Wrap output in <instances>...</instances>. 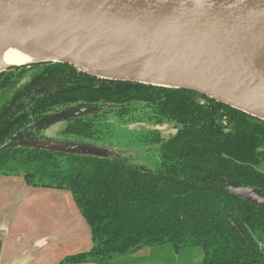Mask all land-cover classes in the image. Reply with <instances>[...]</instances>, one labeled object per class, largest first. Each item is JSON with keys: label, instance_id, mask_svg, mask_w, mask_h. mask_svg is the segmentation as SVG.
Instances as JSON below:
<instances>
[{"label": "trees", "instance_id": "trees-1", "mask_svg": "<svg viewBox=\"0 0 264 264\" xmlns=\"http://www.w3.org/2000/svg\"><path fill=\"white\" fill-rule=\"evenodd\" d=\"M60 115L68 116L64 129L47 135ZM114 120L155 126L146 139L158 147L154 168L97 145L113 136ZM166 123L176 128L167 139L158 130ZM0 174L72 193L93 246L67 264H114L169 245L177 254L200 249L201 264L264 260V205L231 192L256 189L264 198V121L197 92L108 81L66 63L10 68L0 74Z\"/></svg>", "mask_w": 264, "mask_h": 264}, {"label": "water", "instance_id": "water-1", "mask_svg": "<svg viewBox=\"0 0 264 264\" xmlns=\"http://www.w3.org/2000/svg\"><path fill=\"white\" fill-rule=\"evenodd\" d=\"M21 43L41 56L28 64L66 63L108 81L189 90L264 121V0H0V74L19 67L2 60ZM231 192L264 205L256 189Z\"/></svg>", "mask_w": 264, "mask_h": 264}, {"label": "rangeland", "instance_id": "rangeland-1", "mask_svg": "<svg viewBox=\"0 0 264 264\" xmlns=\"http://www.w3.org/2000/svg\"><path fill=\"white\" fill-rule=\"evenodd\" d=\"M33 75V73L29 72L19 85H24L29 82ZM112 124L114 126L113 136L111 138H106L102 141V143L97 141V145H103L106 147V150L111 152H115L117 150L126 151V155H130L134 162L154 168L159 160L157 150L158 147L150 144L146 139L148 132L155 129V126L143 123L141 125H131L129 127L128 125H120L115 120L112 121ZM64 127V122H58L47 131V135L55 136L58 132L63 130ZM158 130H160L165 139L176 133V128L172 123H166ZM96 154L99 153L96 152ZM47 189L49 188L28 185L23 174H10L8 176L0 174V222L2 224L8 223L6 220H12V216L16 217V210H18L17 217L20 212L18 219L16 217L17 223L12 231L11 238H13L16 233H19V227H22L24 216L28 215V212L30 213L29 210L32 207H34L35 211L37 210L36 206H38V202L42 201V199H39L43 196L41 195L42 191H48ZM32 191H37L41 194H32ZM68 192L72 195L70 191ZM48 204L49 202L42 203L39 206L44 210L46 208L45 206ZM75 204L77 205L76 201ZM85 223L87 224L86 221ZM15 236H18V234ZM72 245L73 243L71 241H67L63 245L56 246V248H54L55 261H50L51 259H49L48 252L45 257L36 264H48L49 262H56L55 264H67L66 261L68 258L82 253H87L91 250L77 252L78 254L69 253V247ZM201 262L202 252L200 249H185L177 254L173 247L169 245L153 249L148 257L128 256L118 259L114 264H201ZM89 263L95 264L93 262Z\"/></svg>", "mask_w": 264, "mask_h": 264}, {"label": "crops", "instance_id": "crops-1", "mask_svg": "<svg viewBox=\"0 0 264 264\" xmlns=\"http://www.w3.org/2000/svg\"><path fill=\"white\" fill-rule=\"evenodd\" d=\"M42 194L32 191V194H41L37 210L32 207L28 215L24 216L22 227H19L18 236L11 238L17 217L0 222V264H36L49 252L50 261H55L54 248L71 241L73 245L69 253L89 251L93 246L91 230L85 223V218L75 204V200L68 191L47 189ZM45 209L39 205L48 203ZM28 216V217H27ZM27 218V219H26ZM26 219V220H25ZM32 219V220H31ZM87 222V221H86ZM28 224V225H27ZM90 232V236H89ZM73 254V255H74ZM150 254L149 249L140 251L134 256L144 257ZM52 257V258H51ZM56 262L48 263L55 264ZM92 264V263H83Z\"/></svg>", "mask_w": 264, "mask_h": 264}, {"label": "bare ground", "instance_id": "bare-ground-1", "mask_svg": "<svg viewBox=\"0 0 264 264\" xmlns=\"http://www.w3.org/2000/svg\"><path fill=\"white\" fill-rule=\"evenodd\" d=\"M38 54H29L25 43H21L9 49L4 57L3 63L9 66H20L40 59Z\"/></svg>", "mask_w": 264, "mask_h": 264}]
</instances>
